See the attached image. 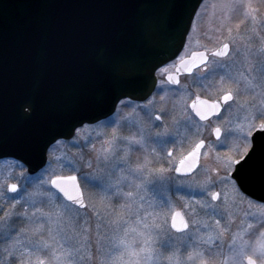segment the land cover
I'll return each mask as SVG.
<instances>
[{
  "label": "snow or ice",
  "instance_id": "snow-or-ice-1",
  "mask_svg": "<svg viewBox=\"0 0 264 264\" xmlns=\"http://www.w3.org/2000/svg\"><path fill=\"white\" fill-rule=\"evenodd\" d=\"M203 6V0H197L195 4L191 5V15L199 16L198 9ZM7 7V3L0 4V15L4 14ZM183 35H190L187 29ZM260 52L264 54V47L260 49ZM211 55L219 58L228 57L229 44L224 43ZM197 57L200 58L199 64L208 67L209 71L213 73L216 68L224 67L222 60H214L212 65H209L208 55L205 52H193L191 61L181 58L180 63L189 64L186 71L191 72L194 67L198 66L195 62ZM248 72L249 76L241 74L244 90L251 93V100L241 105L247 110V115L223 132L221 127L213 129L217 141L226 151L216 153L215 166L210 170L212 174L207 175L202 182L195 186L199 189L198 195L207 198L203 202L197 200L196 203L207 215L212 217L213 223L202 222L203 227L207 230L206 233H201L200 228L197 227L192 241L188 243L189 251L186 255H182L180 249L171 243L174 238L179 239L176 234L183 236L190 228L189 221L184 218L182 212L172 211L170 213V229L175 230L171 232L169 228L165 227L167 219L163 224L157 223L155 218L149 222V217L152 214L145 212V215L141 217L139 210L134 211L131 203L123 206L124 213L115 214L114 219L111 220L112 232L110 236L102 235L99 230L100 225L97 224L93 245L89 235L90 226L85 222L77 228L78 216L73 215L75 206L85 207L77 176H63L45 170L41 176L36 178L37 184L32 192L24 189V195H19L20 188L15 183L8 184L6 187L7 193L19 195V198L9 197L14 200L12 208L15 209L17 205H20L23 207V211L6 212L4 217H0V221H3L0 223V229L5 228L13 215L19 220L28 221L33 226L30 229L20 228L19 230L15 226H10L4 231L3 234L9 246L0 249V264H264V197L260 202L251 199L247 201L249 208L258 207L261 211L258 214L245 213L244 218L240 220L236 230L233 231L232 214L218 210L217 202L221 199L222 193L210 191L211 188L219 184L223 189H231L233 192H239L241 189L264 192V61L260 62L259 67L255 64L250 65ZM226 75L237 85L235 89L221 88L222 95L215 100H201L197 96L192 102L191 109L199 121H209L210 118L221 112L222 105L236 102L241 82L230 74ZM224 80L225 76H221V83ZM168 82L179 84V80L171 75L168 77ZM8 103L6 94L0 90V133L5 128L4 117ZM11 103L18 106L20 114L28 120H31L38 111L44 109L43 99L37 92H16L11 98ZM198 105L202 107H198ZM57 108L61 111L68 110L69 118L74 121L72 128L69 129V134L75 129L76 124L83 125L85 120L95 119V117L80 116L71 110L72 100L69 92L66 93L65 99ZM148 118L153 119L150 112ZM160 119L161 117L158 115L154 117V121ZM184 122L189 128L195 129L196 132L199 131V124L193 120L190 114L185 116ZM113 123L116 124V127L113 128L112 139L106 141L108 146L103 149L105 162L114 155L115 146L118 143H125L129 147L139 145L143 148L146 147L148 141H153L164 147L170 136L167 128L164 131L153 133L150 130L151 125L145 127L143 121L135 120L129 121V124L130 126L135 124L137 133L122 137L118 135L117 131L120 126L119 122ZM222 134L225 137L224 140H221ZM53 139L55 140V137ZM2 146L3 135L0 134V147ZM204 147L203 139L194 143L191 150L186 155H182L174 166L175 173L190 174L201 167V149ZM152 151L155 152V148ZM167 155L172 157V152L169 151ZM203 155L205 158L208 157L206 152ZM46 158L41 153L35 167L44 164ZM123 163L127 165L126 158ZM148 163L145 159L142 165L127 167L128 174L141 181L134 185L137 190L147 184L163 186L166 181L170 180V177H166L164 173L172 171V167L153 171L148 168ZM20 167L23 169L20 175L26 176L29 169H24V164H20ZM88 167H92L91 163L88 164ZM184 187L191 189L193 186L178 185L175 189L176 193L179 194L184 190ZM0 195H3V192H0ZM119 195L134 202L133 192L120 193ZM180 199H184V197H180ZM224 199L227 201L226 195ZM44 203L49 205L50 211L45 212L36 207L37 204ZM163 204H170V198L164 200ZM29 208L32 209L31 212H29ZM125 213L128 216L134 215L135 221L125 219ZM217 215L226 217L224 225H221L220 219H215ZM250 219L255 220L256 223L250 222ZM198 223L196 220L192 221L193 225ZM45 231L48 235L47 240L43 238ZM13 232H15V236L12 235ZM229 233L228 253L219 259L222 251L217 250L213 245L216 241H220L223 245L225 235ZM33 236H37L39 239L33 240ZM165 245L173 248L167 255L161 251ZM17 249L21 250L19 255H17Z\"/></svg>",
  "mask_w": 264,
  "mask_h": 264
},
{
  "label": "rangeland",
  "instance_id": "rangeland-1",
  "mask_svg": "<svg viewBox=\"0 0 264 264\" xmlns=\"http://www.w3.org/2000/svg\"><path fill=\"white\" fill-rule=\"evenodd\" d=\"M203 2L204 6L198 9L200 15L193 16L188 31L190 35L186 36L179 54L185 55L195 50H204L210 54L218 45L227 42L229 44V55L225 60H222L224 67L216 68L215 73H213L205 66L204 70H199L178 86L169 90L173 99H162L163 103L159 101L158 91L152 94L143 104H136L129 100L120 101L114 112L107 118L92 124H84L78 127L69 139H59L58 142L55 141L51 144L46 152L47 158L44 166L35 174L21 176L20 173L23 169L20 167V162L12 158L0 159V192H3V195H0V217H4L6 212L23 211V207L20 205L13 209L14 200L9 197L19 198V195H24V189H27L28 192L34 191L37 184L36 178L41 176L45 170L58 175L74 174L77 176L83 193L85 207H74L73 215L78 216L77 228L85 222L90 226L91 232L89 235L93 245L96 238L97 224L100 225L99 230L102 235L110 236L112 232L111 220L114 219L115 214L124 213L123 206L131 203L133 210L138 209L141 217L145 215V212L152 214L149 217V222L155 218L157 223L163 224L167 219L165 227L169 228L171 232L174 231L169 227L170 213L175 209H179L184 218L189 221L190 228L187 234L183 236L176 234L179 239L174 238L171 243L180 249L182 255L187 254V251H189L188 243L192 241L197 227L200 228L201 233H206L207 230L203 227L202 222L213 223L212 217L207 215L196 203L197 200L203 202L207 198L198 195L199 189L195 186L202 182L207 175L212 174L210 170L215 166V155L217 152L223 153V151L221 152V148H219L220 142H214L211 136L212 124L201 123L192 115L193 120L199 124V131L196 132L195 129L189 128L185 124L184 118L189 114L186 111V100L182 101L185 86H188L189 93L191 90L193 94L204 93L209 96L214 92L221 91V88L226 90L237 87L232 80L228 79L226 74H230L241 82L236 102L241 100L242 105H244L246 101L251 100V93L244 90L241 74L249 76V66L255 64L259 67L260 62L264 61L260 52L264 43V0H203ZM212 62L210 61L208 64L212 65ZM170 68L171 66L168 65L161 72ZM221 76H225L223 83L220 81ZM157 102L160 108L155 106ZM241 109L240 114L243 115V119L247 115V110L242 107ZM149 112L153 119L148 118ZM228 112L229 109L213 124H218L225 130L237 123L239 117H235L234 114ZM227 114L229 115L227 116ZM155 115L161 117V122L154 121ZM135 120L143 121L145 127L151 125L150 130L153 133L164 131L167 128L170 136L166 146L161 147L153 141H148L146 147L143 148L139 145L129 147L125 143H118L115 146L114 155L105 162L103 149L108 146L106 141L112 139L113 128L116 127L113 122H119L118 135L127 137L137 133L135 124L131 126L129 124V121ZM222 136L221 140H224L225 137L223 134ZM199 139L206 140L205 147L201 150V167H198L187 176H177L173 173V170L166 172L164 175L170 177V180L166 181L163 186L147 184L139 190L136 189L134 185L141 183V181L130 176L127 167H135L137 164L142 165L147 159L149 162L148 168L153 171L160 168H174L176 160ZM153 148H155V152L152 151ZM168 150H171L172 157H168ZM205 152L208 153L207 158L203 155ZM125 158L127 159V165L123 163ZM89 163L92 165L91 168L88 167ZM86 177H89V179H86ZM12 183L19 186V195L6 192L7 185ZM178 185H192L193 187L191 189L184 187V190L177 194L175 189ZM210 191H220L222 193L221 199L217 202L218 210L232 214L233 231L236 230L245 213L258 214L261 211L258 207L249 208L247 201L251 198L241 191L233 192L231 189H223L219 184L211 188ZM127 192H133L134 202L128 201L119 195ZM225 195L227 201L224 199ZM180 197H184V199H180ZM169 198L170 204L164 205L163 201ZM185 204L188 206L185 207ZM36 207L45 212L51 210L47 203L37 204ZM31 211L32 209L29 208V212ZM125 219L134 222L136 217L134 215L128 216L125 213ZM215 219H220L221 225L226 223V217L217 215ZM193 220L199 223L193 225ZM250 222L256 223L255 220L251 219ZM0 223H3V221H0ZM10 226H15L19 230L20 228L30 229L33 225L28 221L17 219L13 215L5 228L0 229V249L9 246L3 233ZM12 235L15 236V232ZM43 238L48 239L46 231ZM32 239L36 240L39 237L33 236ZM229 240L230 233L225 235L223 245L220 241L214 243L213 247L222 251L219 259H222L223 255L228 253ZM172 250L173 248L167 245L161 248L164 255ZM16 251L19 255L21 250L17 249Z\"/></svg>",
  "mask_w": 264,
  "mask_h": 264
},
{
  "label": "water",
  "instance_id": "water-1",
  "mask_svg": "<svg viewBox=\"0 0 264 264\" xmlns=\"http://www.w3.org/2000/svg\"><path fill=\"white\" fill-rule=\"evenodd\" d=\"M196 2L0 0V4H8L0 15V90L9 101L5 128L0 133V159L21 162L30 175L39 171L46 162L45 159L44 164L35 167L39 155L46 157L52 143L69 139L82 126L76 124L69 134L74 121L68 110L57 108L67 92L71 94L72 111L95 117L84 124L110 116L121 99L145 100L155 87L156 69L181 51L184 31H189L193 19L191 5ZM224 43L227 42L213 52ZM193 52L205 51H192L183 59L191 61ZM199 59L195 61L197 67ZM180 61L174 72L166 75L167 81L169 75L178 79L197 68L187 72L190 65ZM19 91L37 92L43 99L44 109L31 120L25 119L18 106L11 103L12 96ZM195 99L189 103L190 109ZM240 191L258 202L264 197V192L258 190ZM170 224L171 216L169 227Z\"/></svg>",
  "mask_w": 264,
  "mask_h": 264
},
{
  "label": "flooded vegetation",
  "instance_id": "flooded-vegetation-1",
  "mask_svg": "<svg viewBox=\"0 0 264 264\" xmlns=\"http://www.w3.org/2000/svg\"><path fill=\"white\" fill-rule=\"evenodd\" d=\"M211 53L212 52H210V54L209 53H207V55H208V62H210V61H214V60H225V58H219V57H213L212 55H211ZM190 54V53H189ZM189 54H185V55H181V54H178L174 59H172L171 61H169V62H167V63H165L164 65H162L161 67H159L156 71H155V75H156V84H155V87H154V89H153V91H152V93L149 95V97L148 98H150L151 96H152V94H154L156 91H158V95L157 96H159L160 95V97H159V101L160 102H162L163 103V100H172L173 98H172V96H171V94H170V91L169 90H172L173 88H175L176 86H178L181 82H183L186 78H188V77H190V76H192L194 73H196V72H198L199 70H204L205 69V66L204 65H200L199 67H197V68H195L191 73H189V74H182V75H179V77H178V80H179V84H177V85H172V84H170L168 81H167V79H166V75L168 74V73H172V72H174V70H175V65H176V63L178 62V61H180L181 60V58H184V57H187ZM181 55V56H180ZM262 56H263V58H264V54H262ZM168 65H170L171 66V68L170 69H168V70H165V71H163V72H161V70L163 69V68H165L166 66H168ZM232 89V88H231ZM234 89V88H233ZM227 90V89H226ZM220 95H222V92L221 91H217V92H214L213 94H211V95H209V96H206L204 93H201V94H193V93H191V90H190V93H189V88H188V86H185V89H184V94H183V102H184V100H186V107H187V112L190 114V115H192L197 121H199V119L195 116V114L193 113V111L190 109V106H189V103L191 102V100L194 98V97H197V96H199L200 98H205V99H208V100H215L218 96H220ZM237 97V96H236ZM148 98L147 99H145V100H143V101H135V100H130V99H122V100H129V101H131V102H133V103H136V104H140V103H145L147 100H148ZM163 99V100H162ZM237 99V98H236ZM122 100H120V101H122ZM119 101V102H120ZM118 102V103H119ZM241 105H242V103H241V100H239L238 102H236V103H230L229 105H222V108H221V112L219 113V114H217L216 116H213L212 118H210V120L209 121H199V122H201V123H210V124H212V128H211V136H212V138H213V140H214V142H217V139L215 138V136H214V134H213V129L215 128V127H221V126H219L218 124L217 125H215V124H213L214 122H215V120H217L224 112H226V110L227 109H229V112L228 113H230V114H234V116L235 117H239V121H241L242 120V114H240L241 113V111H242V109H241ZM117 106V105H116ZM156 107H158V108H160V106H159V103L157 102L156 103V105H155ZM229 114H227V116H228ZM155 116H157V115H155ZM154 116V117H155ZM237 119V118H236ZM238 121V122H239ZM158 122H161V119L158 121ZM221 129H222V132H223V128L221 127ZM223 137V136H222ZM222 137H221V139H222ZM200 140V139H199ZM198 140V141H199ZM204 141H205V143H206V140L205 139H203ZM198 141H196V142H198ZM195 142V143H196ZM192 146H194V144L192 145ZM191 146V147H192ZM191 147L189 148V150L191 149ZM219 148H221L220 150H221V152L223 151H226V149H224V148H222L221 146L219 147ZM188 150V151H189ZM202 150V149H201ZM168 151H171V150H168ZM168 151H167V153H168ZM187 151V152H188ZM186 152V153H187ZM186 153H184V154H186ZM183 154V155H184ZM181 157V156H180ZM179 157V158H180ZM178 158V159H179ZM177 159V160H178ZM176 160V161H177ZM175 164H176V162H175ZM175 166V165H174ZM173 170H174V168H173ZM173 173H174V171H173Z\"/></svg>",
  "mask_w": 264,
  "mask_h": 264
},
{
  "label": "bare ground",
  "instance_id": "bare-ground-1",
  "mask_svg": "<svg viewBox=\"0 0 264 264\" xmlns=\"http://www.w3.org/2000/svg\"><path fill=\"white\" fill-rule=\"evenodd\" d=\"M152 93V92H151Z\"/></svg>",
  "mask_w": 264,
  "mask_h": 264
}]
</instances>
